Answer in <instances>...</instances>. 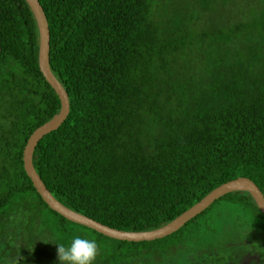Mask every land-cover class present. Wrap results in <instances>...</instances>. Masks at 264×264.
<instances>
[{"label": "trees", "instance_id": "16d2710c", "mask_svg": "<svg viewBox=\"0 0 264 264\" xmlns=\"http://www.w3.org/2000/svg\"><path fill=\"white\" fill-rule=\"evenodd\" d=\"M37 1L68 111L31 163L58 202L144 231L236 177L264 198V0ZM37 45L26 2L0 0V264H60L56 244L75 236L96 240L94 264H264V215L247 191L138 242L47 207L21 160L59 110Z\"/></svg>", "mask_w": 264, "mask_h": 264}, {"label": "water", "instance_id": "95a60500", "mask_svg": "<svg viewBox=\"0 0 264 264\" xmlns=\"http://www.w3.org/2000/svg\"><path fill=\"white\" fill-rule=\"evenodd\" d=\"M24 1L26 2L27 6L29 7L32 13L37 29L38 70L46 81V83L52 88L59 101L58 112L55 113L50 119L34 128L32 132L28 135L22 149L21 157L22 167L26 176L29 178L32 187L39 195L41 200L47 205V207H49L51 210L55 211L65 219L86 226L104 236L117 240L132 242L158 239L172 233L173 231L181 227L187 220H189L190 218L198 214L201 210H203L205 207H207L213 200L230 191H247L251 198L254 200L257 208L264 215V198L261 192L250 179L242 176L228 180L216 186L206 195L200 198L197 202L192 204L190 207L185 209L183 212H181L179 215H177L175 218L165 223L164 225L151 230L144 231H123L111 228L83 214L70 210L69 208L65 207L60 202H58L50 194V192L44 186L41 179L33 169L31 163V154L33 152L36 142L46 133L56 129L58 125L63 121L68 111V101L64 89L52 75L48 66L49 34L47 23L42 9L37 0Z\"/></svg>", "mask_w": 264, "mask_h": 264}, {"label": "clouds", "instance_id": "9594fccd", "mask_svg": "<svg viewBox=\"0 0 264 264\" xmlns=\"http://www.w3.org/2000/svg\"><path fill=\"white\" fill-rule=\"evenodd\" d=\"M57 245V259L60 264H94L99 253L95 239L75 236L68 246Z\"/></svg>", "mask_w": 264, "mask_h": 264}]
</instances>
